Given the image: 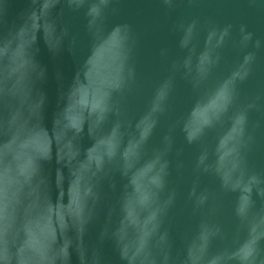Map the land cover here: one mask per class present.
Returning <instances> with one entry per match:
<instances>
[{
    "label": "water",
    "instance_id": "95a60500",
    "mask_svg": "<svg viewBox=\"0 0 264 264\" xmlns=\"http://www.w3.org/2000/svg\"><path fill=\"white\" fill-rule=\"evenodd\" d=\"M0 264H264V0H0Z\"/></svg>",
    "mask_w": 264,
    "mask_h": 264
}]
</instances>
